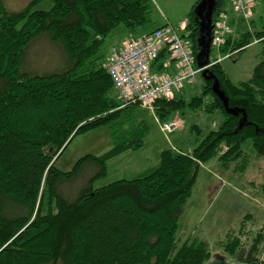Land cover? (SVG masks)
I'll return each mask as SVG.
<instances>
[{
	"label": "trees",
	"instance_id": "16d2710c",
	"mask_svg": "<svg viewBox=\"0 0 264 264\" xmlns=\"http://www.w3.org/2000/svg\"><path fill=\"white\" fill-rule=\"evenodd\" d=\"M42 1L29 0L14 11L0 0V264L207 263L213 256L209 243L179 240V221L203 165L217 158L224 169L243 175L250 160L243 148L248 142L256 157L264 159V21L260 28L252 21V32L242 25L219 48L225 56L240 54L255 41L262 44L248 81L234 83L222 63L212 59L207 76L213 78L202 74L200 94L187 100L178 90L174 98L154 102L161 123L203 111L222 117L217 128L209 129L190 152L166 149L157 166L132 179L95 187L107 175L108 162L142 148L149 133L145 122L131 124L137 106L121 108L112 96L114 84L101 48L120 25L133 31L150 23L153 4L52 0L49 11H36ZM197 5L183 34L194 56L201 38ZM221 11L225 9L214 22ZM41 36L61 46V70L40 75L26 69L28 50ZM171 56L165 47L153 71H168V61L173 68ZM194 64L199 67L197 60ZM106 125L113 131L112 149L82 157L68 172L56 167L77 135ZM117 125L124 131L121 136ZM88 164L95 172L72 199L67 182ZM260 189L264 193V182ZM247 221L216 246L236 263L264 264L262 234L250 246L241 237Z\"/></svg>",
	"mask_w": 264,
	"mask_h": 264
},
{
	"label": "rangeland",
	"instance_id": "374dc122",
	"mask_svg": "<svg viewBox=\"0 0 264 264\" xmlns=\"http://www.w3.org/2000/svg\"><path fill=\"white\" fill-rule=\"evenodd\" d=\"M25 1L5 0V3L10 10H21ZM151 1L153 4L151 22L133 31L123 25L114 29L104 41L101 48L102 55L108 57L113 47L122 48L125 41L139 39L143 34L158 27L168 25L179 30L180 24L187 20L192 7L198 3L196 11L201 20L200 44L203 51H205L204 41L208 45L206 61L219 59L234 83L245 82L252 77L254 67L260 61L261 43H253L244 52L234 53L227 57L209 42L215 26L216 14L221 8L231 9L230 0H223L222 3L221 0ZM252 2L254 14L251 22L255 21L257 28H260L264 21V0H252ZM52 6V0H43L35 7V10L49 11ZM237 26L233 28L235 35L241 30ZM249 30L252 32L253 28ZM64 64L65 57L61 46L51 42L47 36L36 39L28 50L26 69L30 73L40 75L54 73L61 70ZM201 84L200 75L195 84L186 85L183 88V96L189 100L192 96L200 94ZM112 96L119 100L115 90ZM132 112L131 124L145 122L149 127L144 145L139 150L126 152L110 160L107 175L95 181V187L107 186L122 179H132L157 166L160 153L166 149L178 147L185 152H190L199 144L200 139L209 129L217 128L222 121L218 113L187 112L185 117L179 115L173 117L169 122H177L178 129L173 133H166L152 109L137 106ZM127 127L129 129V126ZM117 128L118 135H123L124 131L121 130V126L117 125ZM112 135V128L108 125L77 135L58 158L56 167L62 172H68L84 156L103 155L114 147ZM243 148L250 156L248 167L243 175L233 172L232 169H224L217 158L201 167L192 196L187 201L179 221V240L184 242L188 239L199 238L209 243L213 256L220 255L229 260L232 259L216 244L236 232L243 219L248 220V225L241 234L247 246L252 244L258 234H262V239H264V193L260 189L264 182V159L256 157L250 142L246 143ZM94 172L95 167L88 164L77 178L67 182L70 188L68 194L70 198L76 197Z\"/></svg>",
	"mask_w": 264,
	"mask_h": 264
},
{
	"label": "built area",
	"instance_id": "2783aa9c",
	"mask_svg": "<svg viewBox=\"0 0 264 264\" xmlns=\"http://www.w3.org/2000/svg\"><path fill=\"white\" fill-rule=\"evenodd\" d=\"M235 14L249 22L253 16L252 0H231ZM185 24L180 29L184 30ZM232 32V19L228 12H221L214 26L213 45L220 48ZM169 47L175 59L173 74L152 70L160 52ZM189 43L178 29L165 26L146 35L139 41L129 40L122 48H112L106 60V70L118 93L122 107L139 105L153 109L159 98L172 99L175 92L195 84L201 70L195 66ZM178 123L162 125L164 132L172 133Z\"/></svg>",
	"mask_w": 264,
	"mask_h": 264
},
{
	"label": "water",
	"instance_id": "95a60500",
	"mask_svg": "<svg viewBox=\"0 0 264 264\" xmlns=\"http://www.w3.org/2000/svg\"><path fill=\"white\" fill-rule=\"evenodd\" d=\"M201 28H202V26H201ZM209 42H212V38L211 37H209ZM203 47H204L205 51H203L198 57V66L201 69L205 68L204 71H203V77H206L207 80H210L213 77L212 76H207L208 69L206 67H208V64H209L210 60L206 61V58H207L206 55H207V51H208V45H207L206 41H204V46ZM217 85H218V83L216 82V84L214 85V91L215 92H217ZM205 264H239V263H236L233 260H229L226 257L220 256V255H215Z\"/></svg>",
	"mask_w": 264,
	"mask_h": 264
},
{
	"label": "crops",
	"instance_id": "0c3cea01",
	"mask_svg": "<svg viewBox=\"0 0 264 264\" xmlns=\"http://www.w3.org/2000/svg\"><path fill=\"white\" fill-rule=\"evenodd\" d=\"M29 2V0H26L25 1V5H24V7L27 5V3ZM23 7V8H24ZM14 11H17V10H14ZM183 22H186V20L185 21H183ZM159 28V27H158ZM155 29H157V28H155ZM155 29H153V30H151V31H148L147 33H145V34H143L141 37H139V39H136V40H140V39H142L146 34H148V33H150V32H152V31H154ZM130 40V39H129ZM199 51H198V53H197V55L196 56H194L193 55V57H194V59L195 60H197V62H198V57H199V55L203 52V48L200 46V44H199ZM175 68V67H174ZM174 68H169V70H168V72H173L174 71Z\"/></svg>",
	"mask_w": 264,
	"mask_h": 264
}]
</instances>
